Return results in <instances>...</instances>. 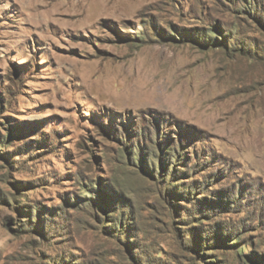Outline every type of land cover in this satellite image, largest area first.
<instances>
[{"label":"rangeland","instance_id":"obj_1","mask_svg":"<svg viewBox=\"0 0 264 264\" xmlns=\"http://www.w3.org/2000/svg\"><path fill=\"white\" fill-rule=\"evenodd\" d=\"M0 264H264V0H0Z\"/></svg>","mask_w":264,"mask_h":264},{"label":"trees","instance_id":"obj_2","mask_svg":"<svg viewBox=\"0 0 264 264\" xmlns=\"http://www.w3.org/2000/svg\"><path fill=\"white\" fill-rule=\"evenodd\" d=\"M204 43H202V45L204 46V48H206V47H210V46H212V41H214V35L213 34H211L210 36H209V41L210 42H208V40H206V37L204 36ZM213 39V40H212ZM85 190V189H84ZM88 191H90V190H88ZM178 188H174V190H173V194H175V195H178ZM110 226V225H109ZM237 253H238V255H240L241 253H243L244 254V250H243V248L241 247V249H239L238 251H237Z\"/></svg>","mask_w":264,"mask_h":264}]
</instances>
